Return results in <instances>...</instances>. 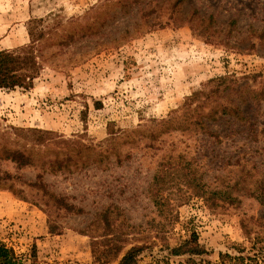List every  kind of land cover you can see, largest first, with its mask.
<instances>
[{
    "label": "rangeland",
    "instance_id": "rangeland-1",
    "mask_svg": "<svg viewBox=\"0 0 264 264\" xmlns=\"http://www.w3.org/2000/svg\"><path fill=\"white\" fill-rule=\"evenodd\" d=\"M122 1L0 0V51L30 47L39 65L29 89H0V149L45 153L79 142L121 154L43 175L47 190L82 214L19 182V197L0 188V244L24 264H118L136 245L145 247L139 264H264V205L245 189L234 191L238 203L206 202L180 172L162 193L168 204L159 209L152 201L154 175L180 158L208 191L237 181L253 190L264 174V102L241 104L246 122L207 123L212 135L176 130L151 138L156 122L180 115L210 81L231 77L235 91L264 94V39L249 32L264 27V0ZM193 11L196 19L212 17L222 36L193 32L186 22ZM32 130L50 135L34 145ZM0 171L22 182L35 181L39 170L0 155ZM111 203L122 209L115 222L124 219L128 233L117 255L106 252L108 233L97 220ZM192 235L203 253L170 254Z\"/></svg>",
    "mask_w": 264,
    "mask_h": 264
},
{
    "label": "trees",
    "instance_id": "trees-1",
    "mask_svg": "<svg viewBox=\"0 0 264 264\" xmlns=\"http://www.w3.org/2000/svg\"><path fill=\"white\" fill-rule=\"evenodd\" d=\"M121 2H123L121 0ZM185 0H175L174 6L177 7ZM192 16L186 20L192 27L193 32L205 34L208 39H219L222 32L218 27L214 26L212 17L207 19H196V12L191 13ZM235 27V21H231L228 27ZM249 32L260 40L264 39V27L260 30L249 28ZM39 71V65L36 61L32 49L24 47L15 52L0 51V89H15L24 88L29 89L32 86L33 80L36 78ZM236 79L231 77H222L215 81H210L208 87L193 93L188 97L182 107L180 115L171 116L166 120L156 122L155 126L159 127L157 133H153L151 138H157L158 135L168 133L170 131H199L200 133L210 134L207 132V123L215 122L220 118H232L237 122H246V117L242 114L241 104L248 102L263 101L264 94L250 91L244 94L240 91L234 90ZM246 95L248 96L246 98ZM245 97V98H244ZM238 99H241L237 101ZM34 137L31 142L34 145L43 144V136L50 135L46 132L32 130L28 131ZM27 132V133H28ZM111 134V133H110ZM212 135V134H210ZM111 137V136H110ZM112 140V138H110ZM75 144V145H74ZM67 150H50L45 153L34 152L33 149H14L3 146L0 149V155L9 162L16 164L19 168H35L38 169L35 181H19L17 176H12L8 172L0 171V188L9 190L18 195L16 189V182L26 185L27 187L40 192L43 196L50 199L54 205L63 209L66 212L74 214H82L84 210L74 204L67 202V199L47 190L43 182V175L46 173L56 174L59 172H75L84 169L90 165H103L109 162V156L116 153V159L119 161L120 153L116 152L115 148L97 149L94 146H87L74 143ZM112 144V143H110ZM33 145V146H34ZM52 155H48V153ZM191 163L180 158L178 164L173 165L167 161L162 170L157 171L153 177L152 187L155 194L153 195V204L161 209L167 200L162 193L169 189L173 180L177 178V174H183L182 183L186 188L197 189V194L206 202L216 203L217 201L238 203L239 199L234 195L235 190L240 188L245 189L248 197H253L258 202L264 205V174L256 181L253 190L246 188L237 181L233 185H226L221 189L208 191L205 183L202 181L201 175L190 168ZM168 166V167H167ZM122 209L116 204H109L104 207L97 215V220L102 223L104 232L108 233L102 236L105 238L106 252L108 254L117 255L120 253L126 244L127 230H124V222L122 219ZM123 226V227H122ZM127 227V226H126ZM109 236V237H108ZM108 237V238H107ZM96 240L92 239V247L96 246ZM109 242V244H107ZM143 246H132L121 257L118 264H139L138 255L144 250ZM170 254L179 256L182 254L199 255L202 250L197 244L195 235L191 239L185 241L183 244L169 249ZM95 255V251H92ZM96 262H102L101 256H96ZM31 262L35 261V248H32L30 255ZM0 264H24L23 258L17 256L14 251L4 244H0Z\"/></svg>",
    "mask_w": 264,
    "mask_h": 264
}]
</instances>
